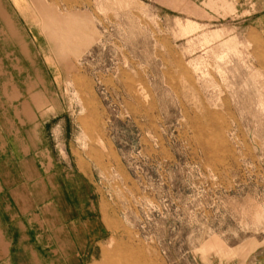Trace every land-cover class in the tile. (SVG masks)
<instances>
[{
	"label": "rangeland",
	"instance_id": "374dc122",
	"mask_svg": "<svg viewBox=\"0 0 264 264\" xmlns=\"http://www.w3.org/2000/svg\"><path fill=\"white\" fill-rule=\"evenodd\" d=\"M220 1L56 4L40 76L0 60L9 264H257L264 38Z\"/></svg>",
	"mask_w": 264,
	"mask_h": 264
},
{
	"label": "crops",
	"instance_id": "0c3cea01",
	"mask_svg": "<svg viewBox=\"0 0 264 264\" xmlns=\"http://www.w3.org/2000/svg\"><path fill=\"white\" fill-rule=\"evenodd\" d=\"M66 2L72 3V0H0V60L8 61L15 75L40 76V73H37L40 69L38 65H35L38 58L34 55L31 46L45 44L49 46L47 50L52 54V21L56 23L55 26L57 23L59 25L63 23L62 18L52 14L57 11L53 6L64 5ZM219 2L222 3L220 0H208V3ZM236 5L241 7L240 10L253 14L248 25L256 29L264 38V0H237ZM187 21L185 30H192L196 27V22L191 19ZM31 66H35V73H28ZM25 69L27 73L24 72ZM10 74L14 75L13 72ZM34 90L38 89L34 88ZM18 111L19 113L25 112L24 106ZM22 124L24 125V122ZM34 137V134L28 133L29 141L35 148ZM0 206L2 208L0 209V264H9L11 244H9L8 228L3 214L6 208L4 209L2 204ZM16 226L18 227L19 224L16 223ZM19 245V239L14 241L15 248L12 251L19 253ZM20 253L23 254V251L20 250ZM257 264H264V254L258 259Z\"/></svg>",
	"mask_w": 264,
	"mask_h": 264
},
{
	"label": "bare ground",
	"instance_id": "6f19581e",
	"mask_svg": "<svg viewBox=\"0 0 264 264\" xmlns=\"http://www.w3.org/2000/svg\"><path fill=\"white\" fill-rule=\"evenodd\" d=\"M131 260V259H130Z\"/></svg>",
	"mask_w": 264,
	"mask_h": 264
}]
</instances>
